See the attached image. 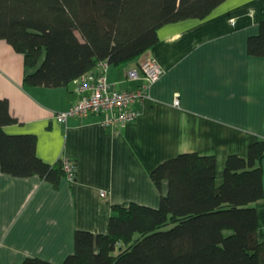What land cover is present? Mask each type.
I'll return each mask as SVG.
<instances>
[{"label": "crops", "instance_id": "crops-1", "mask_svg": "<svg viewBox=\"0 0 264 264\" xmlns=\"http://www.w3.org/2000/svg\"><path fill=\"white\" fill-rule=\"evenodd\" d=\"M263 20L264 0H225L206 18L162 26L160 41L144 57L157 60L164 73L151 96L133 106L139 117L114 128L101 124L102 115L58 121L54 114L79 100L75 80L27 86L24 54L0 39V98L18 120L5 130L37 135L40 158L50 164L69 159L77 168L74 181L63 177L58 186L0 169V264L29 257L61 264L75 251L77 230L108 231L113 205L159 207L169 184L159 189L151 172L181 153L214 155L222 180L230 155L247 156L250 144L264 139V57L248 52ZM141 59L111 65L109 80L136 88L142 79L129 71ZM253 205L264 240V197Z\"/></svg>", "mask_w": 264, "mask_h": 264}, {"label": "trees", "instance_id": "trees-1", "mask_svg": "<svg viewBox=\"0 0 264 264\" xmlns=\"http://www.w3.org/2000/svg\"><path fill=\"white\" fill-rule=\"evenodd\" d=\"M225 0H0V39L24 54L30 87H62L106 61L120 66L143 58L169 23L209 16ZM251 56L264 57V20L248 39ZM0 98V169L39 175L58 186L64 160L37 153L35 134H10L16 123ZM264 139L247 156L232 154L222 180L214 155L185 152L151 172L169 190L159 207L115 204L106 233L79 229L75 251L61 264H264L258 212L264 197ZM117 251V253H115ZM23 264H55L29 257Z\"/></svg>", "mask_w": 264, "mask_h": 264}, {"label": "built area", "instance_id": "built-area-1", "mask_svg": "<svg viewBox=\"0 0 264 264\" xmlns=\"http://www.w3.org/2000/svg\"><path fill=\"white\" fill-rule=\"evenodd\" d=\"M109 65L106 61L79 78L75 79L79 100L68 110L56 112L55 118L66 122L70 117L86 118L90 115H102L101 124L105 128L124 126L135 121L140 112L133 106L151 96L152 86L162 77L164 70L161 65L151 57H144L139 65L129 71V77L141 78L142 83L134 89L118 88L108 78ZM179 104V99H175ZM66 178L70 181L76 179L77 168L74 161L64 159ZM102 195L106 193L102 192Z\"/></svg>", "mask_w": 264, "mask_h": 264}]
</instances>
